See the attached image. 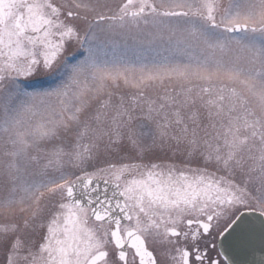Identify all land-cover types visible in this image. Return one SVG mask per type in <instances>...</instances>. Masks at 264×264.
I'll use <instances>...</instances> for the list:
<instances>
[{"label":"snow or ice","instance_id":"6c2138e0","mask_svg":"<svg viewBox=\"0 0 264 264\" xmlns=\"http://www.w3.org/2000/svg\"><path fill=\"white\" fill-rule=\"evenodd\" d=\"M0 264H264V0H0Z\"/></svg>","mask_w":264,"mask_h":264}]
</instances>
